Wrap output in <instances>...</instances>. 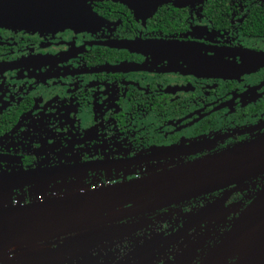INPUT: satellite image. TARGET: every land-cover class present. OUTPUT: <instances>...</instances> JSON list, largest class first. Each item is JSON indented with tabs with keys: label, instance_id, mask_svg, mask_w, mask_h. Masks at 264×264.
<instances>
[{
	"label": "flooded vegetation",
	"instance_id": "flooded-vegetation-1",
	"mask_svg": "<svg viewBox=\"0 0 264 264\" xmlns=\"http://www.w3.org/2000/svg\"><path fill=\"white\" fill-rule=\"evenodd\" d=\"M85 5L83 21L64 29L0 24V174L67 169L15 190L10 204L44 199L39 192L53 187L84 191L141 178L264 135V0ZM263 187L264 174L118 215L119 225H141L137 233L95 252L124 257L156 236L163 240L152 249L154 264H172L178 244L168 236L187 229L179 243L196 242L214 235L208 227L230 229ZM215 202L220 209L205 215Z\"/></svg>",
	"mask_w": 264,
	"mask_h": 264
},
{
	"label": "water",
	"instance_id": "water-1",
	"mask_svg": "<svg viewBox=\"0 0 264 264\" xmlns=\"http://www.w3.org/2000/svg\"><path fill=\"white\" fill-rule=\"evenodd\" d=\"M85 1L0 0V24L32 31L72 27L90 11ZM64 170L0 174V198L24 185L41 186L45 180L59 178ZM263 174L264 135L141 178L84 191L53 187L51 194L39 192L44 199L27 204L0 201V264H154L152 249L161 237L137 243L120 258L95 249L137 233L141 225H119L118 215L139 216L230 185L240 186ZM218 204L206 207L205 215L218 211ZM207 231L214 235L200 236L196 242L179 243L186 237L180 233L187 229L168 236L179 247L175 263L186 260L188 264L200 249L199 264H242L246 260L264 264V187L230 229L217 232L208 227ZM26 247L31 252L27 259ZM12 251L21 254L13 258Z\"/></svg>",
	"mask_w": 264,
	"mask_h": 264
},
{
	"label": "rangeland",
	"instance_id": "rangeland-1",
	"mask_svg": "<svg viewBox=\"0 0 264 264\" xmlns=\"http://www.w3.org/2000/svg\"><path fill=\"white\" fill-rule=\"evenodd\" d=\"M45 194H47V190H45ZM14 197V193H11L10 195H8V196H4V197H2V198H0V201H2V202H5V203H9L11 200H12V198ZM183 243V242H182ZM210 243V242H209ZM208 243V244H209ZM179 247H177V249H178ZM177 249H176V253H177ZM201 254H202V250H200V254H197L196 256H194L192 259V262L193 263H195L196 261V259H197V257H198V255H200L201 256ZM175 259H176V257H175ZM233 260V259H232ZM231 260V261H232ZM191 261H189L188 262V264L190 263ZM193 263H191V264H193ZM172 264H177V263H175V262H173Z\"/></svg>",
	"mask_w": 264,
	"mask_h": 264
},
{
	"label": "bare ground",
	"instance_id": "bare-ground-1",
	"mask_svg": "<svg viewBox=\"0 0 264 264\" xmlns=\"http://www.w3.org/2000/svg\"><path fill=\"white\" fill-rule=\"evenodd\" d=\"M85 217H86V216H83V217H81V218L83 219V218H85ZM249 261H250V260L243 261L242 264H249Z\"/></svg>",
	"mask_w": 264,
	"mask_h": 264
}]
</instances>
